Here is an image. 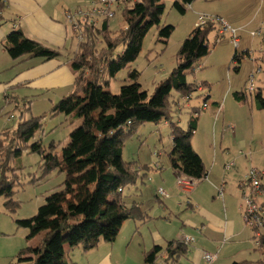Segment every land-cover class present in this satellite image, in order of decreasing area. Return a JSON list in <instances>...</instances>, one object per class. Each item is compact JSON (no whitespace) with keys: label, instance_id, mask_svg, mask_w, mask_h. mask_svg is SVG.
I'll list each match as a JSON object with an SVG mask.
<instances>
[{"label":"trees","instance_id":"obj_1","mask_svg":"<svg viewBox=\"0 0 264 264\" xmlns=\"http://www.w3.org/2000/svg\"><path fill=\"white\" fill-rule=\"evenodd\" d=\"M193 1L176 0L173 7L183 13V5ZM5 8L4 1L0 0V20ZM163 12L162 0H135L122 4L125 26L119 31L112 32L109 21L98 26L94 22H84L83 39L69 57L74 77L72 93L40 117L19 122L16 127L0 133V197L4 215L12 216L19 207L14 198L15 187L20 185L15 174L17 169L11 166L14 157L24 151L37 152L43 161L39 166L42 177L56 170L65 176L63 182L45 196L35 215L15 220L18 229L28 231L27 240L41 237L35 247L20 250L14 264H71L68 250L81 248L87 252L100 242L112 243L124 221L148 220L140 207H127L124 196L125 190L136 186L152 169L123 159L125 143L145 123L169 125L172 142L169 158L175 174L179 172L201 180L206 177L207 170L192 150L190 139L196 131L201 109L207 105L210 86L190 83L186 76L193 74L196 64L210 53L209 36L213 31L219 34L216 24L208 22L190 32L175 55L172 71L155 84L151 95L141 91L137 79L139 72L132 68L129 79L125 80L127 83L121 86L118 94L105 90L109 79H114L118 72L130 68L136 61L145 35L160 24ZM173 30V26L163 27L159 31L160 39L166 43ZM3 47L12 60L59 57L58 52L27 39L18 29L8 34ZM246 53H235L233 60L240 62ZM201 88L207 89L203 94L204 102L201 107L190 108L188 125L183 129L173 119L182 110L180 100L191 98ZM233 95L237 101H246L243 92ZM256 99L258 107L264 109L261 93ZM20 106L27 110L26 104ZM20 106L16 105L15 109L19 110ZM60 114L65 116L67 128L73 127L76 121L80 124L69 132L60 157L56 149L61 142L52 141L50 152L44 154L42 146L35 148L36 143L31 141L42 130L45 119ZM34 181L36 179L28 183ZM260 206L264 210V202ZM250 228L255 233L260 256L234 264H264V220ZM188 250V243L174 240L165 248L156 246L144 252L143 264L177 263L186 257Z\"/></svg>","mask_w":264,"mask_h":264},{"label":"rangeland","instance_id":"obj_2","mask_svg":"<svg viewBox=\"0 0 264 264\" xmlns=\"http://www.w3.org/2000/svg\"><path fill=\"white\" fill-rule=\"evenodd\" d=\"M174 1L163 0L165 8L160 19V24L150 28L145 35L136 61L130 65V68L118 72L114 79H109V85L105 90L118 94L121 86L127 83L125 80L129 79L128 73L132 68L139 72L137 79L141 85V91L146 92L149 96L152 94L155 84L170 74L175 66V55L181 43L194 28L193 20L197 17L199 22L200 18L199 16H193L192 13L195 14V12L190 9H187L183 15L173 7ZM197 4H202V1L198 0ZM207 6L215 14L205 15L207 13H203L204 16L209 18L219 16L224 22H228V24H225L237 31L236 35L239 41L238 44H234L230 34L219 35L217 31H213L209 36L210 53L196 64L193 74L186 76L187 81L190 83L202 81L212 83L210 89L211 96L210 100H208L210 107L200 113L196 135L191 140H194L196 148L210 150L211 157L206 160L207 155L205 156V161L209 165L207 168L209 169L211 165H215L212 170V176L221 179V182L222 180H226L227 189L223 192V199L226 198L227 201L228 184L231 178L240 180V191H237L239 196L244 191L249 194L251 190L250 184L246 180L250 170H263V177L260 179V183H264V109L258 107L259 101L256 99V95L259 93H261L264 99V42L262 41L264 37V0H215L212 3H207ZM112 11L114 12V16L110 20V30L116 32L125 26V22L121 10L117 9L116 5L112 7ZM166 26H173L174 30L170 38L167 39V42L164 43V39H160L159 37V31ZM251 32L254 33L253 36ZM76 46L77 41L74 40L72 51L76 49ZM119 51L117 52L119 53ZM245 52L247 53L240 62L233 60L235 53L241 54ZM68 63L71 64L70 60ZM251 86L252 90H249ZM229 87L231 90H229ZM204 92L206 93V91L194 93L187 101L184 99L180 100L182 110L173 118L174 121L178 122L179 127L183 129L187 128L190 107L202 105L205 99ZM234 92L245 93L246 101H237L234 98ZM214 101L221 105L220 115L215 114L216 111L214 110L211 111L212 108L214 109ZM187 104L190 106L187 107ZM224 108L225 111L222 112ZM10 109L6 107L2 111L7 112ZM21 111H23L22 114ZM11 113L12 117L6 114L0 116V132L7 127H16L19 122L28 120L30 117L29 111L24 110L22 106H20L19 110H12ZM64 118L65 116L60 114L59 117L47 118L43 121L42 130L31 141L32 143H36L35 148L42 146L43 153L46 154L50 152L49 147L52 141L57 144L61 142L56 149V153L60 157L61 147L67 144L69 132L80 124V121H76L73 127L67 128ZM170 133L171 129L169 125L164 122L157 124L145 123L139 126L136 133L125 143L123 159L127 162L136 161L138 164L146 166H154L156 161L169 166V153L172 147ZM238 139L243 141L241 148L237 144ZM155 153L159 154L158 159L152 156ZM42 162L39 153H28V151H24L20 156L14 157L11 162V166L17 169L15 174L20 183V185L15 187L16 193L14 195V198L19 202V207L12 216L10 215V218H13L14 222L15 220L26 219L35 215L39 206L44 203L45 196L64 180V174L58 173L57 170L44 174L42 177L41 168L39 169ZM231 162L234 165L227 171L224 165ZM166 169L170 168L167 167ZM152 173L153 171L149 173V179H151ZM33 179H36V181L28 183ZM205 181L203 180L198 186L200 187L202 184H205ZM149 184L148 182L144 184L138 183L136 186L143 193V199L146 201L153 199ZM144 186L146 187L144 188ZM171 186L181 193L179 196L182 203L180 207L175 204L176 202L172 205V214L168 221L179 230L182 220L196 214L195 209L191 211L188 207L194 191L192 190L190 193L182 191L178 187L176 179ZM234 187L237 189L238 184H235ZM217 191L216 189L212 196L206 193L203 200L204 206L212 211H219V202L223 200ZM126 192H129V190ZM242 198L243 196L241 197L240 204L243 208L240 206V216L238 219H242V226L244 224L247 232L242 233L241 237L243 241L255 243V239L253 238L255 233L243 219L244 200ZM254 199L257 200L256 203L258 205H261L264 195L261 197V194L258 193ZM2 203L3 199L0 197V212L3 210ZM236 214L237 210L235 209L229 213L231 217H235ZM19 232H24L27 238L28 231L26 229L20 228ZM251 232L252 238H249L247 233L251 234ZM179 235L173 236L170 239H177ZM40 237L37 236L36 238L27 240L28 244L26 246L35 247ZM248 239L250 240L248 241ZM141 240H144L147 246L153 243L149 233L143 231L142 238L141 235H136L134 245H132L135 247L132 248H137L138 246L140 248ZM231 245L226 246V251L222 250L220 260L214 264L232 263L224 255L231 253ZM243 246L254 248L252 243ZM236 250H239L238 245ZM82 252L84 251L80 248L72 251L68 250L70 263L87 264L85 259L78 258L76 255ZM242 255L245 254L239 252L235 257L238 259L245 257L251 260L259 258L255 252H252L250 255ZM159 261L161 262L162 260L159 259ZM124 264H142V256L133 251V253H129L124 259ZM173 264H192V262H190V258L184 257L179 262Z\"/></svg>","mask_w":264,"mask_h":264},{"label":"crops","instance_id":"obj_3","mask_svg":"<svg viewBox=\"0 0 264 264\" xmlns=\"http://www.w3.org/2000/svg\"><path fill=\"white\" fill-rule=\"evenodd\" d=\"M3 1L6 8L3 13V19L0 20V116L2 114H6L9 115V117H12L13 115H11V112L15 109L16 105L20 106L21 104H26V108L30 115L28 120L32 118H38L50 111L51 107L55 103L70 95L73 91L74 77L71 64H69L68 61L69 57H71L76 50L75 49L72 51V44L74 43V40H76L77 43L79 41L77 40L76 35L73 33L71 27L66 22L65 12H71L79 6H85L91 0ZM201 1L202 4L200 5L197 4L198 0H194L190 4L183 5L182 14L184 15L187 9L193 10L195 12V14L192 13L193 16L207 17L204 16L203 13H207L205 15L215 14L207 6V3H212L215 0ZM122 4L116 6L117 9L121 10ZM112 18L107 20L95 18L85 22H94L98 26L103 21H109L110 25V20ZM210 18L221 19L224 22V20L219 16ZM197 19L198 18L196 17V19L193 20L194 28L199 23ZM83 23L84 22L80 23L81 28ZM224 23L228 24L226 21ZM16 29L20 30L27 39L40 43L44 47L58 52L59 57L52 60H44L41 58H22L19 60H12L3 47V41L10 32ZM238 41L239 40L237 37V44ZM199 83L201 86L203 84L210 86L211 89L212 83L202 81L198 82L197 85H199ZM198 89L200 88L198 87ZM210 89L208 93V100H210L211 96ZM206 90L207 89L202 90L201 88L199 92ZM229 90H231L230 87ZM206 93L204 92L203 94L205 95ZM189 99L190 97L184 98L186 101ZM208 100L207 105L202 107L201 112L207 110L210 107ZM186 106L188 107L190 105L187 104ZM213 106L214 109L212 108L211 111L214 110L216 111L215 114L220 115L221 105L214 101ZM6 107L11 109L7 112H3L2 110ZM224 111L225 108L222 110V112ZM57 117H59V115ZM197 128L198 127H196V130ZM5 129H2L1 132H3ZM213 134L215 133L213 132ZM195 135L196 131L193 136L195 137ZM191 139L190 145L192 150L200 157L207 170V175L202 180L188 176L186 177V175H183L186 178L197 180V186L200 185L203 180H206L205 184H202L200 187L195 186L189 191H184L186 193H190L192 190L194 191L192 193L191 202L188 203V207L191 209V211L195 209L196 214L190 215L182 220L179 230L168 221L170 215L172 214V205L176 202L175 204H177L178 207L181 206L182 202L179 196L181 193L177 192V190L171 186V184H173L176 179L175 173L171 167V163H169V166H166L156 161L154 166H148L152 168L148 172V175L151 171H153L151 179H149L147 175L142 181L139 182L141 184L147 182L150 183L149 189L152 191L153 199L148 201L143 199V193H141L136 187L137 185L128 188L127 190H129V192H126L127 190L124 191V196L126 197V206L129 207L135 205L140 207V210L148 217V220L141 223L134 221H124L114 242H100L94 249L76 254L78 258L85 259L87 264H124V259L127 257V255L135 251L136 254L142 256L143 264L144 252L156 246L165 248L168 242L174 240H183V236L190 237L194 240L193 243H188L189 250L185 257L190 258V262H192V264H207L202 256L203 253L217 255L218 259L214 262L216 263L221 258L220 253H222V250L226 251V246L229 244H232L231 253L224 255L228 258V260H230V262H232L231 264L251 260L246 259L245 257L240 259L235 257L239 252L244 253L245 255H250L252 252H255L258 256H260L259 250H257L256 245H254L256 242H246L245 240L243 241V238L241 237L242 233L247 232V230L244 224V227L242 226V219H238L240 216V206L243 208V206L240 204L243 194L239 196L237 193V191H240V180L233 178L229 180L227 201L226 198L223 199V192L227 189L226 180H222L221 182V179H217L212 176V170L214 169L215 165H211L208 169L207 166L209 165L205 161L206 155V160L212 155L210 150L196 148L194 145V140ZM237 144L239 145V148H241L243 141L238 139ZM152 156L155 159H158L159 154L155 153ZM225 166L226 164L224 165V168ZM167 167L170 169L167 170ZM262 177L263 173L261 179ZM235 184H238L237 189L234 187ZM145 187L146 186H144V188ZM178 187L181 189L180 186ZM160 188L164 190L166 194L165 197L157 194ZM216 189L218 190L217 192H219V196H221V199L223 200L219 202V211H212L211 209H208L206 206H204L203 200L205 199L206 193H208L209 196H212ZM260 194L261 197L264 195V183H261ZM213 202L215 201L213 200ZM262 202H264V200ZM233 209L237 210L235 217H231L229 215ZM143 231L149 233L150 239L153 243L150 246H147L144 240H141L140 248L139 246L137 248H132L135 247L132 245H134L133 243L136 239V235H141L142 238ZM178 234L180 235L177 239H170L173 236H178ZM247 236L252 238V232L251 234L247 233ZM249 240L250 239H248V241ZM161 243L163 244L161 245ZM248 243H252L254 248L243 246ZM27 244L28 241L25 233L19 232L14 219H11L10 216L3 215V213L0 212V264H14L17 254L20 252V250L26 248ZM237 245L239 250H236ZM235 250L236 252H234Z\"/></svg>","mask_w":264,"mask_h":264},{"label":"built area","instance_id":"obj_4","mask_svg":"<svg viewBox=\"0 0 264 264\" xmlns=\"http://www.w3.org/2000/svg\"><path fill=\"white\" fill-rule=\"evenodd\" d=\"M125 2H133V0H91L85 6H79L71 12L66 11L65 19L68 25L71 27L73 33L76 35L77 40L80 42L82 41L84 34L80 26L81 22L93 20L95 18L103 20L110 19L114 15L112 7L114 5L118 6ZM208 22H212L216 25L218 24L219 34H230L232 42L237 44L235 30L227 26L221 19L200 17L199 23L195 28L205 26ZM252 35L254 34L252 33ZM249 90H252V86L249 88ZM233 165V162L226 164L225 169L228 171ZM262 173L263 172L261 170L252 169L246 177V180L250 184L251 190L249 191V194L244 191L242 195V199L244 200L243 219L249 227H252L255 224H262V221L264 220V210L256 203V199H254L258 193H261L260 179ZM175 178L178 186H180L183 191H189L198 184L197 180L186 178L179 172L175 174ZM157 194L164 197L166 196L164 190L161 188L158 190ZM182 239L185 243L194 242V240L190 237L183 236ZM202 256L207 264H212L218 259L217 255H210L208 253H203Z\"/></svg>","mask_w":264,"mask_h":264}]
</instances>
